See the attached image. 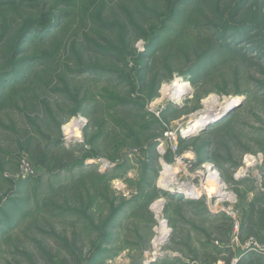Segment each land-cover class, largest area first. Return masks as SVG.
<instances>
[{
	"label": "rangeland",
	"instance_id": "obj_1",
	"mask_svg": "<svg viewBox=\"0 0 264 264\" xmlns=\"http://www.w3.org/2000/svg\"><path fill=\"white\" fill-rule=\"evenodd\" d=\"M227 258L264 264V0H0V264Z\"/></svg>",
	"mask_w": 264,
	"mask_h": 264
},
{
	"label": "bare ground",
	"instance_id": "obj_2",
	"mask_svg": "<svg viewBox=\"0 0 264 264\" xmlns=\"http://www.w3.org/2000/svg\"><path fill=\"white\" fill-rule=\"evenodd\" d=\"M188 86H189V83L187 81L182 80V79H177L175 82H173L171 87L166 86L163 89V92L168 94V95H170L174 100L175 99L179 100V99H181V96L184 93V90H186V88ZM239 100H240V98H236V99H231V100L225 101V103L219 109H214V108L212 109L213 105L217 104V100H216L215 97L211 98L210 100H207L206 101V106H207L206 113H203L202 115H200L199 117L194 119L192 121L191 125L188 127L187 131L188 132L196 131L199 128L203 127L208 122L214 121L215 119H218L228 108H230L232 105H234ZM76 125H78L76 119H73L72 121H70L68 123V125L65 126V127H67L66 128V130H67L66 134H70L73 131L76 132L77 128L74 129V127ZM208 171H209V175H208L209 178H207V181L210 184L212 182H214L216 184L215 186L217 187V190H220V186L221 185H218L219 181H217L218 180V175H216L217 172L214 171L210 166L208 167ZM163 173L165 174V176H164L165 179L161 180L162 185H165V186L169 187L170 185H173V184H175L177 182L176 181V177H175V170L172 169L171 165H166L165 170H164ZM178 190L181 191V193L189 195V194H192L193 192H196L198 189L194 185H185L184 184V185H180ZM160 206H161V202H156L153 205V207L157 211H159ZM166 233H167V227H166L164 221H162L161 224H160L159 237H158L156 242L157 243H159V242L161 243V240L165 238Z\"/></svg>",
	"mask_w": 264,
	"mask_h": 264
},
{
	"label": "built area",
	"instance_id": "obj_3",
	"mask_svg": "<svg viewBox=\"0 0 264 264\" xmlns=\"http://www.w3.org/2000/svg\"><path fill=\"white\" fill-rule=\"evenodd\" d=\"M73 119H76L77 120V124L78 125H76L75 127H74V129L75 128H77V132H72V133H70V134H66L65 133V129H64V127H63V134H64V137L67 139V140H69V139H73L74 138V140H79L80 139V137H81V135H80V131H81V127H82V125H83V123H84V118L82 117V116H77L76 118H73ZM72 119V120H73ZM71 120V121H72ZM80 122V123H79ZM65 126V125H64ZM20 171H21V173L22 174H30V173H33V169H32V167H31V165H30V163L26 160V159H22L21 160V162H20ZM209 173L207 174V177L209 178ZM217 181H219V179L217 180ZM221 195H223V193L221 194ZM230 264H235V260L233 261V262H231Z\"/></svg>",
	"mask_w": 264,
	"mask_h": 264
},
{
	"label": "trees",
	"instance_id": "obj_4",
	"mask_svg": "<svg viewBox=\"0 0 264 264\" xmlns=\"http://www.w3.org/2000/svg\"><path fill=\"white\" fill-rule=\"evenodd\" d=\"M226 264H229V259L226 261Z\"/></svg>",
	"mask_w": 264,
	"mask_h": 264
},
{
	"label": "crops",
	"instance_id": "obj_5",
	"mask_svg": "<svg viewBox=\"0 0 264 264\" xmlns=\"http://www.w3.org/2000/svg\"><path fill=\"white\" fill-rule=\"evenodd\" d=\"M229 258H227L225 261H227ZM220 261V260H219Z\"/></svg>",
	"mask_w": 264,
	"mask_h": 264
}]
</instances>
